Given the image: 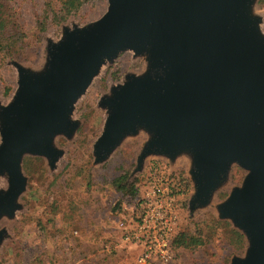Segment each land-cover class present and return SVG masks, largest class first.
<instances>
[{
  "label": "water",
  "instance_id": "obj_1",
  "mask_svg": "<svg viewBox=\"0 0 264 264\" xmlns=\"http://www.w3.org/2000/svg\"><path fill=\"white\" fill-rule=\"evenodd\" d=\"M106 1L91 25L49 44L41 76L15 66L16 91L0 108V170L7 175L0 214L10 213L24 188L23 153L57 158L51 140L74 128L67 116L102 61L122 49H146L159 74L128 78L103 101L109 113L94 160L136 126L152 133L144 153L189 148L192 206L205 202L236 164L246 172L219 211L247 247L229 264H264V38L246 14L248 0Z\"/></svg>",
  "mask_w": 264,
  "mask_h": 264
},
{
  "label": "rangeland",
  "instance_id": "obj_2",
  "mask_svg": "<svg viewBox=\"0 0 264 264\" xmlns=\"http://www.w3.org/2000/svg\"><path fill=\"white\" fill-rule=\"evenodd\" d=\"M61 1L0 0V108L16 91V65L31 76H41L49 44L66 30L91 25L107 6L106 0H80L66 13ZM245 11L264 38V0H248ZM155 74L159 72L150 68L146 49H122L104 59L67 116L74 128L51 140L59 151L57 158L51 163L44 155H21L24 188L10 213L0 214V264H134L137 252L119 242L117 222L128 219L136 199L115 189L112 181L125 174L137 196L152 167L185 180L176 205L177 229L203 239L193 248L176 249L168 264H229L232 257L244 256V234L219 211L230 191L240 186L244 169L231 163L207 200L192 206L195 184L189 148L172 155L144 153L152 133L136 126L123 133L101 160H94L93 144L109 113L103 101L128 78ZM6 187L7 175L0 170V193ZM233 229L244 238L242 249L233 242Z\"/></svg>",
  "mask_w": 264,
  "mask_h": 264
},
{
  "label": "built area",
  "instance_id": "obj_3",
  "mask_svg": "<svg viewBox=\"0 0 264 264\" xmlns=\"http://www.w3.org/2000/svg\"><path fill=\"white\" fill-rule=\"evenodd\" d=\"M170 171L153 167L144 177L135 207L117 222L118 240L136 250L134 264H168L176 249V205L184 186Z\"/></svg>",
  "mask_w": 264,
  "mask_h": 264
},
{
  "label": "trees",
  "instance_id": "obj_4",
  "mask_svg": "<svg viewBox=\"0 0 264 264\" xmlns=\"http://www.w3.org/2000/svg\"><path fill=\"white\" fill-rule=\"evenodd\" d=\"M80 2H81L80 0H62L61 1V10L63 12L67 13L72 9H76L79 6ZM126 179H127V176L125 174L120 175L112 181V185L114 186L115 189H117L121 192L127 191L128 196L134 198L135 195L137 194V189L133 188L131 184L128 185L126 183V181H127ZM180 181L182 182V185L185 186V180L179 179V182ZM232 233L234 235L233 242L235 244L237 243L236 248L242 249V247L244 245V238H243L241 232L233 229ZM201 236L202 235H200V234H196V233L192 234V233L186 232L184 230L176 229V232L172 237V245L175 249H178V248L190 249V248H193L197 245H201L203 243V239Z\"/></svg>",
  "mask_w": 264,
  "mask_h": 264
}]
</instances>
